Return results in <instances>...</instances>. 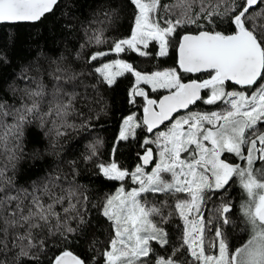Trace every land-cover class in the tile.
<instances>
[{
  "label": "snow or ice",
  "instance_id": "snow-or-ice-1",
  "mask_svg": "<svg viewBox=\"0 0 264 264\" xmlns=\"http://www.w3.org/2000/svg\"><path fill=\"white\" fill-rule=\"evenodd\" d=\"M60 3L0 0V25L42 22L55 15ZM129 3L134 11L130 35L87 57L102 84L112 86L126 74L134 78L127 102L142 112L122 118L103 161L100 141L90 144L84 157L96 176L118 182L99 206L110 226L102 264H181L180 255L191 257L183 264H264V0H215L214 6L213 0ZM225 23L227 28L217 30ZM89 41L108 43L102 30ZM173 50L174 66L154 71L142 72L123 58L93 63L125 53L164 63ZM61 72L57 67L49 73L51 93L41 82L23 90L18 107L0 99V154L7 161L0 164V264H9L5 257L16 249L15 264H22V258L37 261L31 249L45 247L44 239L36 243L40 234L58 236L65 245L48 264H85L66 247L95 231L89 212L96 205L75 181L76 162H71L72 180L54 174L22 186L16 178L29 125L38 120L43 128L45 117L54 115L56 137L77 128L68 122L76 111L77 93L64 88L77 77ZM200 105L220 110H194ZM79 127L91 125L83 122ZM138 129L144 134L139 139ZM135 140L143 151L136 152L133 170L119 163V149ZM233 183L245 195L240 205L245 236L239 245L230 243L224 232L234 214L230 199L215 209V224L204 215L209 194L226 193ZM161 197L160 205L150 202ZM173 215L183 223L181 243L170 255L157 254L156 246L169 245V233L161 225Z\"/></svg>",
  "mask_w": 264,
  "mask_h": 264
},
{
  "label": "trees",
  "instance_id": "trees-1",
  "mask_svg": "<svg viewBox=\"0 0 264 264\" xmlns=\"http://www.w3.org/2000/svg\"><path fill=\"white\" fill-rule=\"evenodd\" d=\"M172 2L174 0H162V3ZM214 5L215 0H213ZM194 7L199 10V3L197 2ZM133 17V6L130 5L129 0H61L55 15H49L42 22L0 25V99L6 104L18 107L23 90L35 88L36 84L41 82L45 85L46 91L51 93L53 78L49 73L54 72L57 67L63 69L60 75L75 74L77 77L64 84L65 91L77 93L74 101L76 111L68 117V122L77 125V128L75 130L69 128L65 136L56 137L51 122L55 119L54 115L51 118L45 117L47 122L43 128L39 126L38 120L29 125L25 130L24 152L17 163L16 178L17 183L22 186H28L33 180L43 181L46 176L54 174L67 175L68 179L72 180L71 162H76L79 174L75 176V181L83 186L82 190L87 192L91 203L96 205L89 212V219L95 231L89 232L87 236L79 235L66 247L84 260L85 264H102L101 253L105 250L109 239L110 226L101 215L99 206L104 202L105 195L113 193L118 184V182L102 180L95 175L94 166L84 162V157L89 154L88 146L100 141L99 160L103 161L105 159L103 154L108 151L113 137L118 134L122 118L133 113L137 116L142 115L139 105L133 106L127 102L128 91L134 78L126 74L117 78V82L112 86L102 84L99 77L94 74L93 65L87 63V57L90 52L107 50L113 40L129 36L133 27ZM256 23H260V18H257ZM190 27L191 30H196L194 26ZM225 28H227L226 23L217 30ZM101 30L103 38L108 43L98 46L90 42L89 38L94 32ZM115 58L125 59L142 72L174 66V50L164 63L152 57H139L135 53L121 54V57L111 55L104 61L93 63L99 66L100 63ZM151 95L155 98L157 93ZM222 107L223 105L220 106ZM44 108L46 110L47 105ZM210 109L220 110L215 106L207 105H200L194 110ZM83 122H88L91 127L80 128L79 125ZM59 123L60 121H57V124ZM137 132L138 139L144 135L139 129ZM137 143L138 140H135L131 142V147L125 145L119 149V163L123 167L134 170L138 163L136 152L143 151L136 147ZM5 163L7 161L4 155L0 154V164ZM259 166L258 164L257 167ZM209 195L211 198L206 201L204 210L206 214L208 212L214 224L215 209L222 201L230 199L234 214L231 217L232 222L224 227V232L228 235L230 243L239 245L241 237L245 236L240 214V205L245 200L244 193L238 183H233L226 193ZM163 199L165 198H150V202L160 205ZM163 211L168 213L170 208L165 206ZM169 221L168 225H165L169 233V245L164 249L156 246L157 254L165 256L170 255L171 248L180 245L182 235L178 219L170 223ZM72 226H75L74 222ZM208 234L210 238L212 234ZM40 239L45 240V247L31 249L38 260L29 261L27 258H22V264H48L49 257L65 247L58 236L47 237L40 234L37 237V244ZM16 251L18 249L9 252L5 257L9 264H15L13 256ZM179 259L183 264L189 256L180 255Z\"/></svg>",
  "mask_w": 264,
  "mask_h": 264
},
{
  "label": "rangeland",
  "instance_id": "rangeland-1",
  "mask_svg": "<svg viewBox=\"0 0 264 264\" xmlns=\"http://www.w3.org/2000/svg\"><path fill=\"white\" fill-rule=\"evenodd\" d=\"M243 197H244V199H245V195H243ZM240 214H241V210H240ZM204 215H205L208 219H210V216H209L208 212H207V214H206V211H205V210H204ZM176 218H177L178 221H179V226H181V228L183 229V223H181L182 221L180 222L178 216H176V215H175V217H174V215L171 217V221H169V223L172 222V220H175V221H176ZM169 220H170V219H169ZM165 225H168V223H167V224H163V225H161V226L165 228V227H166ZM178 231H179V229H178ZM207 234H208V233H207ZM208 237H209V234H208ZM180 241H181V239H180ZM180 241H179V244L181 243ZM190 258H191V257L189 256V259H188V260H190ZM180 262H181V261H180Z\"/></svg>",
  "mask_w": 264,
  "mask_h": 264
},
{
  "label": "flooded vegetation",
  "instance_id": "flooded-vegetation-1",
  "mask_svg": "<svg viewBox=\"0 0 264 264\" xmlns=\"http://www.w3.org/2000/svg\"><path fill=\"white\" fill-rule=\"evenodd\" d=\"M154 98V97H153ZM258 164H259V162H258ZM258 164H257V166H258ZM235 179V178H234ZM234 184H237V183H234Z\"/></svg>",
  "mask_w": 264,
  "mask_h": 264
},
{
  "label": "water",
  "instance_id": "water-1",
  "mask_svg": "<svg viewBox=\"0 0 264 264\" xmlns=\"http://www.w3.org/2000/svg\"><path fill=\"white\" fill-rule=\"evenodd\" d=\"M38 23V22H37ZM25 24H29V23H25ZM5 25H8V24H5ZM150 167V166H149Z\"/></svg>",
  "mask_w": 264,
  "mask_h": 264
}]
</instances>
